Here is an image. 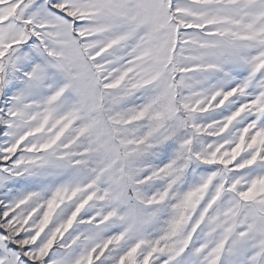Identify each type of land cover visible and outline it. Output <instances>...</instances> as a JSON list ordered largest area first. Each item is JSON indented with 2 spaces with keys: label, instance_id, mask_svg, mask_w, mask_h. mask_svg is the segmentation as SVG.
Instances as JSON below:
<instances>
[{
  "label": "snow or ice",
  "instance_id": "6c2138e0",
  "mask_svg": "<svg viewBox=\"0 0 264 264\" xmlns=\"http://www.w3.org/2000/svg\"><path fill=\"white\" fill-rule=\"evenodd\" d=\"M0 264H264V0H0Z\"/></svg>",
  "mask_w": 264,
  "mask_h": 264
}]
</instances>
